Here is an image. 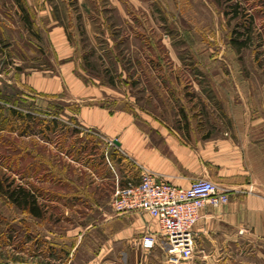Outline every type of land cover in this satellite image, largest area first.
I'll list each match as a JSON object with an SVG mask.
<instances>
[{"label":"rangeland","instance_id":"1","mask_svg":"<svg viewBox=\"0 0 264 264\" xmlns=\"http://www.w3.org/2000/svg\"><path fill=\"white\" fill-rule=\"evenodd\" d=\"M81 102L229 137L264 180V0H0V179L46 207L0 193V263L166 264L158 228L150 249L110 241L128 162Z\"/></svg>","mask_w":264,"mask_h":264},{"label":"crops","instance_id":"2","mask_svg":"<svg viewBox=\"0 0 264 264\" xmlns=\"http://www.w3.org/2000/svg\"><path fill=\"white\" fill-rule=\"evenodd\" d=\"M79 96L89 98L78 93L71 98ZM73 115L82 128L94 129L110 140L115 153L128 162L119 171L122 183L137 180L142 171L150 170L179 185H187L194 177H207L226 188V202L199 207L191 225L193 251L185 264H264V180L244 164L242 152L231 138L213 136L203 141L188 124L176 125L147 114L142 115L143 120H135L126 110L109 109L101 102H81ZM114 168L115 163L113 174ZM97 203L87 201L86 206L79 202L87 209L100 207ZM103 220L113 225L108 232L110 241L129 251L139 246L137 235L158 228L145 211L114 212ZM75 246H70V256Z\"/></svg>","mask_w":264,"mask_h":264},{"label":"built area","instance_id":"3","mask_svg":"<svg viewBox=\"0 0 264 264\" xmlns=\"http://www.w3.org/2000/svg\"><path fill=\"white\" fill-rule=\"evenodd\" d=\"M227 200V190L207 177L189 179L187 185L175 184L157 173L144 170L137 180L125 179L111 199L115 212L145 211L157 223L164 245L166 264H180L193 251L191 225L198 209L207 203L217 206ZM156 244V234L144 232L138 239L142 249Z\"/></svg>","mask_w":264,"mask_h":264},{"label":"trees","instance_id":"4","mask_svg":"<svg viewBox=\"0 0 264 264\" xmlns=\"http://www.w3.org/2000/svg\"><path fill=\"white\" fill-rule=\"evenodd\" d=\"M72 130L77 131L75 128ZM0 193L14 206L32 216H42L46 210L45 205L38 200L37 193L31 187L22 183H13L12 179L7 180L6 177L0 179Z\"/></svg>","mask_w":264,"mask_h":264}]
</instances>
